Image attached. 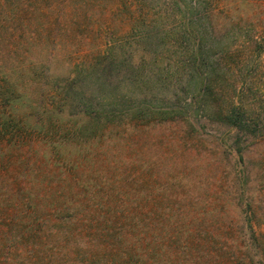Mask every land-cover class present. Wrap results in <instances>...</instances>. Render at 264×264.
<instances>
[{"label": "rangeland", "instance_id": "1", "mask_svg": "<svg viewBox=\"0 0 264 264\" xmlns=\"http://www.w3.org/2000/svg\"><path fill=\"white\" fill-rule=\"evenodd\" d=\"M1 199L0 264H264V0H0Z\"/></svg>", "mask_w": 264, "mask_h": 264}, {"label": "trees", "instance_id": "2", "mask_svg": "<svg viewBox=\"0 0 264 264\" xmlns=\"http://www.w3.org/2000/svg\"><path fill=\"white\" fill-rule=\"evenodd\" d=\"M110 63L112 62V60L109 61ZM108 62L107 65L101 67V72L105 73V75H108L111 73L112 71V64H110ZM107 63V62H106ZM100 68V67H99ZM85 86V79L84 77L82 78L81 75L78 76V78H76L74 81L68 82L65 86L61 87L58 86L56 84L55 88L57 90L60 91L61 96H62V105L61 107H58L56 109L55 114L57 116H63L65 114V112L72 113V115L74 116H85L90 122V126H92L93 124H99L97 119H99V115L102 113V108L100 109L101 111H94L92 108V104L90 103V101H88V97L87 94L84 93L83 91V87ZM91 105H90V104ZM39 107V106H37ZM88 123V122H87ZM87 132V131H86ZM85 132V133H86ZM82 134V133H81ZM4 199L0 200V205L1 206H5L7 207L5 204L3 203ZM74 209H77L76 214L75 215H82V213H85L88 215L86 207L80 204H76L73 205ZM79 207V208H78ZM66 209V210H65ZM73 209V208H72ZM4 210V211H3ZM3 210H0V227H5L6 230L5 231H1L0 229V238L6 236L5 241L6 244H1V240H0V261H2L3 259H8L10 258V251L12 250H18L19 252H22V246L24 243V237L23 234H21L19 229H13L11 228V226L9 225L10 220H5L3 219V214L5 213V208ZM62 210L66 211L69 213V209L68 208H64V209H59L56 211H53V215L55 217V219H67V215L62 214ZM25 213L31 215V214H35L38 213V208L36 206H33L32 204H30L29 206H26V209H24ZM22 213V212H21ZM23 215V214H21ZM61 216L63 218H61ZM7 223V224H6ZM30 231H32L33 229L29 226H27ZM8 234H11V238ZM3 235V236H2ZM27 243V242H25ZM25 246V245H24Z\"/></svg>", "mask_w": 264, "mask_h": 264}]
</instances>
